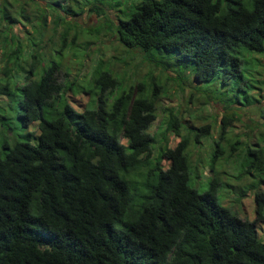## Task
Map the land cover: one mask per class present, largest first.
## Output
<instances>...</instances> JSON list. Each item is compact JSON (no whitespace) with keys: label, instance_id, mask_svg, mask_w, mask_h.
Returning a JSON list of instances; mask_svg holds the SVG:
<instances>
[{"label":"trees","instance_id":"16d2710c","mask_svg":"<svg viewBox=\"0 0 264 264\" xmlns=\"http://www.w3.org/2000/svg\"><path fill=\"white\" fill-rule=\"evenodd\" d=\"M43 11L28 20L23 6L15 16L0 4V120L14 110L21 126L37 129L11 144L0 131V264H264L256 232L264 220V91L253 92L264 80L254 76L257 61L249 57L264 55V0H89L66 18L53 15L51 28L62 30L52 48L51 36L43 40ZM84 11L95 23L75 19ZM102 32L160 69L173 66L177 79L188 70L203 94L210 87L198 81L224 88L208 97L222 114L205 190L188 184L186 150L208 137L209 123L182 136L169 113L162 139L167 131L179 139L152 154L156 141L147 129L159 81H125L96 63L91 106L78 111L66 100L58 78L63 51L76 48L81 34L85 46ZM71 84L68 90L79 87ZM241 110L262 118L260 125L250 118L254 142H224L228 155L244 146V165L256 176L251 220L215 197L214 163Z\"/></svg>","mask_w":264,"mask_h":264},{"label":"rangeland","instance_id":"374dc122","mask_svg":"<svg viewBox=\"0 0 264 264\" xmlns=\"http://www.w3.org/2000/svg\"><path fill=\"white\" fill-rule=\"evenodd\" d=\"M87 2L89 0H0V4H5L15 16L20 13V8L23 6L25 13L28 15V20H35L36 16L44 9L43 12L47 15V23L43 40L51 36V42H47L48 48H52L57 44L58 36L62 30L60 26H56L55 29L51 28L53 15H61L66 18V14L69 11L77 12L79 7H84L85 9ZM108 14L112 16L111 12ZM75 19L81 24L90 25L95 23L97 17L93 13L84 11L82 14L76 16ZM29 26L30 24L26 22L25 27L20 26L19 30L22 33ZM70 33L67 35V42ZM85 39L86 37L81 34L79 39L77 38L75 41L76 48L71 51L69 49L64 50L63 57L60 60L58 78L64 83V96L66 100L78 111L85 105L91 106V103H89L91 95L87 91L90 88L91 72L96 63L102 65L108 64L125 81L136 82L144 80L149 83L152 80L159 81L162 88L159 89L155 101L154 111L156 116L147 129L156 141L152 149V154H155V150L159 145L172 147L179 139L173 131L165 132V137L162 139L163 135L161 132L163 133L164 131L169 113L176 117L178 129L182 136L192 137L197 126L209 123L210 134L208 137H202L198 144L188 145L186 150L189 159L188 184L198 192L205 190L211 175L208 167V156L210 150L214 147V140L217 139L219 118L222 114L219 105L213 102V100L210 101L208 97L217 94V90L224 91V88L220 89L219 86H211V82L198 81L196 82L197 85H208L212 92L203 94L193 87L195 83L192 81L191 73L188 70L183 72L182 79H177L173 66L165 70L154 66L141 53L134 50L126 51L113 37H109L108 33L102 32L96 38L89 39L90 43L84 46L83 42ZM54 57L56 58V56ZM249 57L257 61L256 65L253 61L251 64L255 70L254 76L263 81L264 55L251 52ZM69 84H71L72 88L75 84H78L79 87L76 90H68L66 87ZM81 86L84 89L80 88ZM258 86L257 84L254 87L253 92L261 93L264 91L263 87H260L257 91ZM227 95L229 96V94ZM1 101L4 104V100ZM239 101H244L242 96ZM261 102L262 106H264V98H261ZM250 107L247 106V108ZM238 113L239 119L233 121L226 128L225 139L221 141L225 145L226 150L222 157L214 163L213 171H217L215 176L219 182L215 189V197L220 205L228 208L238 217L251 220L254 217L252 197L253 191L256 189L253 186L254 183H257L256 176H253V170L247 171L248 169L244 165V146L237 148L228 155L229 150L227 144L224 142H229L234 139L247 140L250 143L254 142L257 126L252 125V127H249V124L251 125L250 118L256 121L258 125H260L262 118L256 115V113L250 114L246 110H241ZM10 115L11 119L0 120V131L7 137L9 144L15 140H24V135L27 130L34 134L37 133L35 124H29L27 127H23L20 125L14 110L10 112ZM246 134H248L247 137ZM34 140L35 138L30 137L31 142H34ZM161 163L163 166L167 165L166 160H162ZM258 185L260 189H264V184L258 183ZM256 232L258 239L264 242V220L256 222Z\"/></svg>","mask_w":264,"mask_h":264}]
</instances>
